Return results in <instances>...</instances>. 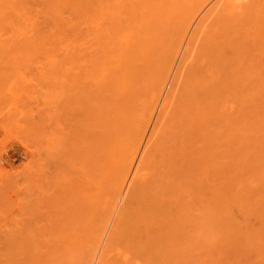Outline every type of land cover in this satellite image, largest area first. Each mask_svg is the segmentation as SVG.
<instances>
[{"label": "bare ground", "instance_id": "6f19581e", "mask_svg": "<svg viewBox=\"0 0 264 264\" xmlns=\"http://www.w3.org/2000/svg\"><path fill=\"white\" fill-rule=\"evenodd\" d=\"M0 52L86 88V231L40 264H264V0H0Z\"/></svg>", "mask_w": 264, "mask_h": 264}, {"label": "rangeland", "instance_id": "374dc122", "mask_svg": "<svg viewBox=\"0 0 264 264\" xmlns=\"http://www.w3.org/2000/svg\"><path fill=\"white\" fill-rule=\"evenodd\" d=\"M45 57L0 52V264H40L41 241L83 239L86 231V185L71 146L82 138L74 128L86 88Z\"/></svg>", "mask_w": 264, "mask_h": 264}]
</instances>
